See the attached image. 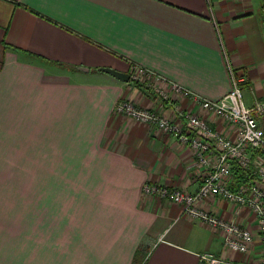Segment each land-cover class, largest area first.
<instances>
[{"label":"crops","instance_id":"obj_1","mask_svg":"<svg viewBox=\"0 0 264 264\" xmlns=\"http://www.w3.org/2000/svg\"><path fill=\"white\" fill-rule=\"evenodd\" d=\"M229 67L245 103L264 102V0H0V264H261L259 235L233 251L223 229L145 191L194 194L205 168L116 111L122 99L175 121L188 111L234 141L237 126L174 89L219 101ZM234 171L233 190L250 184ZM195 207L258 233L248 206L210 195Z\"/></svg>","mask_w":264,"mask_h":264},{"label":"built area","instance_id":"obj_2","mask_svg":"<svg viewBox=\"0 0 264 264\" xmlns=\"http://www.w3.org/2000/svg\"><path fill=\"white\" fill-rule=\"evenodd\" d=\"M229 72L232 89L219 101L203 99L178 85H174V89L183 90L185 95L199 100L204 109L220 115L229 124L237 126L238 137L234 141L221 135L203 118L188 111H180V121H175L156 111L139 108L126 99L117 103L116 111L138 121L152 124L176 137L195 151L197 163L205 168L201 187L194 194L150 184L144 186L145 191L161 199L182 204L189 214L223 229L225 245L233 251L250 253L259 235L260 262L264 264V127L260 123L261 117L264 116V102L256 100L248 106L240 86L242 80L232 67H229ZM145 74L146 70L138 67L136 74L130 75V78L140 81ZM156 95L164 100L169 99L166 93L158 89ZM235 165L249 172L252 179L249 185H242L237 190L231 188V181L235 176ZM210 195L226 199L238 207L248 206L257 216L258 233L242 228L235 222H227L219 217L200 212L195 207V203ZM200 259L205 264H233L212 253H203Z\"/></svg>","mask_w":264,"mask_h":264},{"label":"water","instance_id":"obj_3","mask_svg":"<svg viewBox=\"0 0 264 264\" xmlns=\"http://www.w3.org/2000/svg\"><path fill=\"white\" fill-rule=\"evenodd\" d=\"M80 70H85V71H88L87 68H84V67H79ZM99 71H102V72H106L112 76H114L115 78L121 80V81H124V82H128L131 78L130 74L128 73H124V72H120V71H117V70H114V69H111V68H107V67H102V68H99Z\"/></svg>","mask_w":264,"mask_h":264}]
</instances>
